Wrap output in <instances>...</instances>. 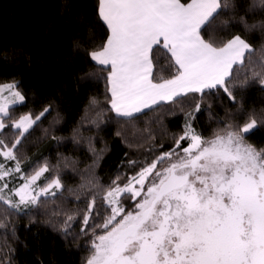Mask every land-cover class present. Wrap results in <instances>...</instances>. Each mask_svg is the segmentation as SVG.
Listing matches in <instances>:
<instances>
[{
    "label": "snow or ice",
    "instance_id": "obj_1",
    "mask_svg": "<svg viewBox=\"0 0 264 264\" xmlns=\"http://www.w3.org/2000/svg\"><path fill=\"white\" fill-rule=\"evenodd\" d=\"M258 8L264 16V0H252L244 15L236 0H96L106 38L97 43L90 30L86 40L73 41L95 69L81 79L105 81L110 108L96 97L89 101L96 127L106 111L127 123L162 102L179 105L184 123L167 148L149 132L147 155L121 161L109 182L93 177L68 189L84 207L56 211L58 219L49 223L72 242L91 232L84 264H264V149L246 140L264 126V108L245 107L247 88L258 84L264 91V46L254 59L245 38L254 29L264 32V20L246 19ZM226 10L245 35L205 39L202 33ZM161 57L174 69L170 78H157ZM225 100L231 109L220 118L213 102ZM27 102L19 80L0 82V229L12 238L10 217L43 207L65 190L47 160L22 170L24 143L53 110L48 103L14 115ZM203 112L217 125L210 138L196 127ZM0 264H14L13 257L0 252Z\"/></svg>",
    "mask_w": 264,
    "mask_h": 264
},
{
    "label": "trees",
    "instance_id": "obj_2",
    "mask_svg": "<svg viewBox=\"0 0 264 264\" xmlns=\"http://www.w3.org/2000/svg\"><path fill=\"white\" fill-rule=\"evenodd\" d=\"M236 2L242 7L240 15H244L243 9L252 0ZM95 3L96 0H0V82L19 80L28 99L14 115L29 110L39 112L44 105L53 104L51 115L42 119L24 143L20 153L24 158L22 170L27 173L30 167L47 160L65 185V190L58 194L59 199L47 198L48 203L43 207L9 218L15 222V238L10 231L0 229V252L9 253L14 264H84L91 254L87 243L91 232L88 237L81 236L72 242L71 236L65 239L49 223L50 219H58L53 216L56 211L71 212L84 207L68 189H79L93 177L109 182L121 161L147 155L146 150L153 143L147 139L149 132L167 148L172 143V134L179 133L184 123L179 105L161 103L136 114L137 118L127 123L117 122L123 118L106 111L104 123L96 127L97 117L89 101L96 97L104 102L105 81L92 77L81 79L95 69L73 47V41L86 40L90 30L97 43L106 38L107 29L96 18ZM260 11L258 8L249 12L248 22L264 20ZM226 12L217 18L212 29L202 33L205 39L212 36L219 42L233 34L245 35L244 26L230 20V10ZM224 21L229 24L224 26ZM245 38L256 50L254 59H258L264 46V32L254 29ZM161 65H165L163 57L157 66V78H170L174 69L167 70L166 65L162 69ZM104 106L110 108L106 102ZM245 107L264 108V91L258 84L247 88ZM229 109L231 105L226 100L222 105L219 101L213 102L212 110L220 118ZM58 115L59 122L54 123ZM196 127L210 138L217 125L209 119L208 112H203L198 115ZM117 132L121 135L117 136ZM246 140L257 150L264 149V126L254 130ZM78 223V219L73 223L77 233Z\"/></svg>",
    "mask_w": 264,
    "mask_h": 264
},
{
    "label": "rangeland",
    "instance_id": "obj_3",
    "mask_svg": "<svg viewBox=\"0 0 264 264\" xmlns=\"http://www.w3.org/2000/svg\"><path fill=\"white\" fill-rule=\"evenodd\" d=\"M0 159H2V158H0ZM46 175V174H45ZM43 178H41V180H42ZM41 181H38V183H40Z\"/></svg>",
    "mask_w": 264,
    "mask_h": 264
},
{
    "label": "crops",
    "instance_id": "obj_4",
    "mask_svg": "<svg viewBox=\"0 0 264 264\" xmlns=\"http://www.w3.org/2000/svg\"><path fill=\"white\" fill-rule=\"evenodd\" d=\"M162 103H165V102H162ZM145 110H147V109H144L143 111H145ZM143 111H142V112H143ZM137 114H138V113H137Z\"/></svg>",
    "mask_w": 264,
    "mask_h": 264
}]
</instances>
